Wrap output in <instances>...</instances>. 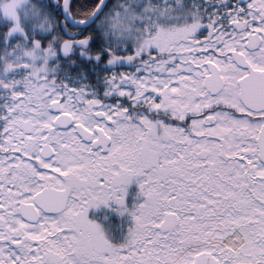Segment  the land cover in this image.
<instances>
[{"label": "snow or ice", "instance_id": "1", "mask_svg": "<svg viewBox=\"0 0 264 264\" xmlns=\"http://www.w3.org/2000/svg\"><path fill=\"white\" fill-rule=\"evenodd\" d=\"M0 264H264V0H0Z\"/></svg>", "mask_w": 264, "mask_h": 264}]
</instances>
